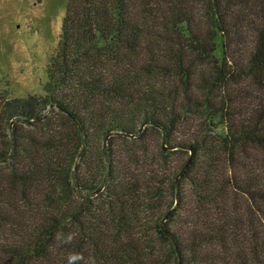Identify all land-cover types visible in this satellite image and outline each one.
<instances>
[{"label": "trees", "instance_id": "1", "mask_svg": "<svg viewBox=\"0 0 264 264\" xmlns=\"http://www.w3.org/2000/svg\"><path fill=\"white\" fill-rule=\"evenodd\" d=\"M44 92L0 98V264H264V0H69Z\"/></svg>", "mask_w": 264, "mask_h": 264}, {"label": "rangeland", "instance_id": "2", "mask_svg": "<svg viewBox=\"0 0 264 264\" xmlns=\"http://www.w3.org/2000/svg\"><path fill=\"white\" fill-rule=\"evenodd\" d=\"M69 0H0V98L45 96Z\"/></svg>", "mask_w": 264, "mask_h": 264}, {"label": "water", "instance_id": "3", "mask_svg": "<svg viewBox=\"0 0 264 264\" xmlns=\"http://www.w3.org/2000/svg\"><path fill=\"white\" fill-rule=\"evenodd\" d=\"M192 156H193V153H192Z\"/></svg>", "mask_w": 264, "mask_h": 264}]
</instances>
